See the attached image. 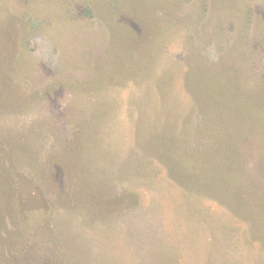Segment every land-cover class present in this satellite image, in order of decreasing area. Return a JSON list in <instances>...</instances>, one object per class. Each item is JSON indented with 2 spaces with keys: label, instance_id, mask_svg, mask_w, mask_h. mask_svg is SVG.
Segmentation results:
<instances>
[{
  "label": "rangeland",
  "instance_id": "rangeland-1",
  "mask_svg": "<svg viewBox=\"0 0 264 264\" xmlns=\"http://www.w3.org/2000/svg\"><path fill=\"white\" fill-rule=\"evenodd\" d=\"M0 264H264V0H0Z\"/></svg>",
  "mask_w": 264,
  "mask_h": 264
},
{
  "label": "trees",
  "instance_id": "trees-1",
  "mask_svg": "<svg viewBox=\"0 0 264 264\" xmlns=\"http://www.w3.org/2000/svg\"><path fill=\"white\" fill-rule=\"evenodd\" d=\"M232 76L228 73L226 74H222L220 76H218L217 78H207L206 81V85L205 87L208 89H211L212 92H221V91H229V88L232 84H235L234 80L231 78ZM197 162L200 163L199 159L197 160ZM10 170H12L11 172L13 174H15L14 170L15 169V165L14 163L11 164L10 166Z\"/></svg>",
  "mask_w": 264,
  "mask_h": 264
},
{
  "label": "clouds",
  "instance_id": "clouds-1",
  "mask_svg": "<svg viewBox=\"0 0 264 264\" xmlns=\"http://www.w3.org/2000/svg\"><path fill=\"white\" fill-rule=\"evenodd\" d=\"M37 43H39V44L42 45V47H41V49H40V52H41V53H47V52H48L49 49L47 48L46 45H44V42H42V41H37Z\"/></svg>",
  "mask_w": 264,
  "mask_h": 264
}]
</instances>
